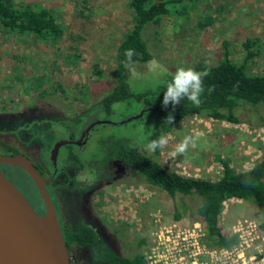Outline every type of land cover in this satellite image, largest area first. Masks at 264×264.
Returning a JSON list of instances; mask_svg holds the SVG:
<instances>
[{
    "label": "rangeland",
    "instance_id": "1",
    "mask_svg": "<svg viewBox=\"0 0 264 264\" xmlns=\"http://www.w3.org/2000/svg\"><path fill=\"white\" fill-rule=\"evenodd\" d=\"M15 1L38 2L50 9L62 34L52 45L33 40L30 35L0 31V153L10 154L4 146H13L34 161L46 164L45 171L51 175L46 145L69 139V133L77 125L68 119L109 89L113 82L108 71L113 68L114 46L131 26V10L126 0ZM189 2L184 15L166 16L154 26L150 23L143 26L141 37L145 41L147 29L152 57L145 63L131 65L126 71L131 93L153 90L170 70L191 67L194 62L216 64L224 50L231 61L241 63L245 56L241 42L246 38L254 40L255 54L245 65L250 72L264 74V0ZM78 9L82 18L76 15ZM204 21L210 23L201 28L199 24ZM94 63L100 76L93 73ZM140 105L131 100L116 105L108 117L115 126H95L90 133L120 136L149 153L145 149L150 131L146 123L133 120L117 125L138 114ZM258 112L263 115V121L246 114L249 121L238 124L189 116L163 135L168 144L160 150L158 162L180 174L207 179L220 176L221 160H226L234 170H244L264 154V109ZM244 115L242 111L241 116ZM58 117L64 119L57 121ZM195 133H200L196 147L172 157L176 144ZM95 146L91 140L76 147L71 144L66 149L88 163L96 155ZM62 151L63 148L57 157L58 165ZM94 159L99 162V155ZM68 164L53 176L60 186L58 191L49 190L62 223L75 228L80 223L78 219L86 220L85 215L92 222L103 216L107 224L121 225L124 230V234L110 236L100 230L92 247H71L73 264H82L81 250L87 253L85 264H104L103 256L108 251L123 257L142 253L147 246H138L133 237L141 224H151L152 217L181 225L197 218L192 210L199 205L198 196L170 199L156 187L127 180L111 162L104 169ZM14 184L29 202L39 205L36 190L23 172L17 173ZM174 210L180 212L178 219L172 217ZM241 218L260 222L262 217L256 206L247 201H226L219 218L224 234ZM134 220L137 226L133 227Z\"/></svg>",
    "mask_w": 264,
    "mask_h": 264
},
{
    "label": "trees",
    "instance_id": "2",
    "mask_svg": "<svg viewBox=\"0 0 264 264\" xmlns=\"http://www.w3.org/2000/svg\"><path fill=\"white\" fill-rule=\"evenodd\" d=\"M189 1L191 0H126L127 7L131 10V26L114 46L113 68L108 71V76L113 82L103 95L88 105L81 106L75 111L76 114L68 119L69 123L77 125L76 130L68 135L70 140L78 135L81 128L91 122V126L86 131V142L91 140L95 142V153L99 155V162L94 159L96 155L91 158L92 162L80 161L74 152L66 149L70 146L68 144L60 146L64 152L62 151L59 162L81 167L85 164L103 169L111 162L115 163L120 173L126 175L127 180L156 187L170 199L198 196L199 205L192 210L197 217L196 220L202 223L205 235L212 245L228 247L235 242V237L224 234L219 224L220 213L227 200H243L255 205L262 217L259 222L260 227L264 229V154L244 170H234L226 160H221L220 176L207 179L183 175L173 169L164 168L158 162L161 149H157L154 153H147L142 147L136 148L120 136L90 133L95 126H115L110 123L108 117L114 113L116 105L128 100L141 104L138 109L140 112L117 125L133 120L146 123L150 128L148 142L163 136L180 121L193 115L238 124L247 120L246 114L249 115V111L245 112L243 109L246 108L251 111L249 116L252 119L263 121V115H259L258 111L264 109V74L250 72L245 65V61L255 54L253 50L255 42L252 38H246L241 42L245 50L244 60L241 63L231 61L224 50L222 58L216 64L194 62L191 67H184L207 72L203 79L204 91L201 94V104L198 107L186 99L177 104L174 109L171 104L167 108L163 107L164 91L176 70L167 72L164 80L153 90L141 94L130 92L125 79L126 71L131 65L145 63L152 57L150 49L148 50L150 47L147 45L149 42L147 29L145 41L141 37L143 26L148 23L154 26L166 16L184 15ZM76 15L83 17L79 9ZM209 23L210 21H204L199 26L202 28ZM0 31L18 36L30 35L33 40L52 45L62 34L61 26L50 9L38 2L15 0H0ZM126 49H133L136 53L132 58L133 63L127 68L124 66ZM97 66V63H94L92 70L94 74L100 76ZM242 111L243 115L244 112L246 113L245 117L241 116ZM169 113L174 118L172 124L165 123ZM63 119L58 117L56 120ZM96 120L108 122L96 123ZM46 146L48 147L49 144ZM4 148L10 154L17 152L13 146L5 145ZM60 149L56 157H59ZM172 217L178 219L180 212L174 210ZM142 219H144L143 216ZM99 227L109 236L119 232L124 234L121 225L110 226L106 219L100 216L97 217L96 222H80L75 228L72 225L62 224L61 234L68 252L71 247L76 249L92 247L96 242ZM150 229L151 224H141L133 237L138 246L144 247L149 244ZM103 261L104 264H142V253L123 257L108 251L104 254Z\"/></svg>",
    "mask_w": 264,
    "mask_h": 264
},
{
    "label": "water",
    "instance_id": "3",
    "mask_svg": "<svg viewBox=\"0 0 264 264\" xmlns=\"http://www.w3.org/2000/svg\"><path fill=\"white\" fill-rule=\"evenodd\" d=\"M101 122L108 121L96 120V123ZM70 143L78 144L77 140H61L53 144L50 150L53 165L58 147ZM0 165L18 168L26 175L42 208L40 214L34 211L15 186L14 172L7 178L0 170V264H71L56 212L45 189L48 179L38 173L32 161L21 152L0 153Z\"/></svg>",
    "mask_w": 264,
    "mask_h": 264
},
{
    "label": "built area",
    "instance_id": "4",
    "mask_svg": "<svg viewBox=\"0 0 264 264\" xmlns=\"http://www.w3.org/2000/svg\"><path fill=\"white\" fill-rule=\"evenodd\" d=\"M150 222L142 264H264V229L254 220L236 219L229 226L226 235L235 242L228 247L212 245L198 220L181 225L155 216Z\"/></svg>",
    "mask_w": 264,
    "mask_h": 264
},
{
    "label": "clouds",
    "instance_id": "5",
    "mask_svg": "<svg viewBox=\"0 0 264 264\" xmlns=\"http://www.w3.org/2000/svg\"><path fill=\"white\" fill-rule=\"evenodd\" d=\"M135 54V50L133 49L125 50L126 59L124 61V66L126 68L133 63L132 58ZM206 75L207 72L197 71L193 68H178L164 91L162 100L163 107L167 108L171 104L174 109L177 104L185 99L198 107L201 104V94L204 91L203 79ZM173 119L172 114L169 113L165 123L172 124ZM199 139L200 133L186 135L178 144H176L174 150L171 152V156L176 157L186 154L190 147H196ZM167 144V137L160 136L155 140L149 141L145 147L148 152L154 153L157 149H163Z\"/></svg>",
    "mask_w": 264,
    "mask_h": 264
},
{
    "label": "flooded vegetation",
    "instance_id": "6",
    "mask_svg": "<svg viewBox=\"0 0 264 264\" xmlns=\"http://www.w3.org/2000/svg\"><path fill=\"white\" fill-rule=\"evenodd\" d=\"M91 122L87 123V125L84 127V128H81L80 132L78 133V135L74 138H72L71 140L70 139H67V140H70L72 142L76 141L78 142V144H81L83 142L86 141V132L83 133V131L87 128L88 125H90ZM83 133V137L81 139L78 140L80 134ZM54 143H50L49 144V148H48V153H47V161L49 162L51 168H52V173L51 175H48L45 171V166L46 164H42L40 161L36 162L34 161L33 159H31L30 157H28L26 154V156L32 161L33 165L35 166L36 170L38 171V173H40L41 175H43L44 178L48 179V182L47 184L45 185V189L50 197V200H51V193H55L58 191V189L60 188V186L58 184H56L53 180V176L54 174H56V172H59L60 169H62L64 166L63 165H69L68 163H61L60 165L57 164V157H56V154H57V151L60 149V147H58L56 153H55V159H54V165L52 164L51 162V156H50V153H49V150L52 148ZM73 144L75 147L78 145V144H74V143H70L68 145H71ZM17 152H20L19 150H17ZM16 153V152H15ZM22 153V152H21ZM12 154V153H11ZM24 154V153H23ZM59 163V162H58ZM73 165V164H72ZM0 170L4 173V175L7 177V178H10L13 174V172L15 173V176H14V181H15V178H16V175L17 173L20 171L18 168H12V167H9V166H3V165H0ZM121 186V185H119ZM49 190H51V193H49ZM36 195H37V198L39 199L38 197V194L36 192ZM27 200V199H26ZM28 201V200H27ZM29 202V201H28ZM52 202V200H51ZM29 204L32 206V208L34 209V211L36 213H41L42 212V208L40 206L41 204V201L39 199V205L37 204V206L32 203V201L29 202ZM52 205H53V202H52ZM54 207V210L56 212V208L55 206L53 205ZM87 214H89L88 210H87ZM56 215H57V219H58V223H59V226H61L63 223L59 217V214L58 212H56ZM100 217H103V216H100ZM84 218L86 220H83V219H78L81 223H93L90 219H89V215H85ZM97 232H100V228H97ZM101 233V232H100ZM83 249V248H81ZM81 254L80 256H82L81 258L83 259V262L82 264H85V258H87L86 256V251L84 250H81Z\"/></svg>",
    "mask_w": 264,
    "mask_h": 264
},
{
    "label": "crops",
    "instance_id": "7",
    "mask_svg": "<svg viewBox=\"0 0 264 264\" xmlns=\"http://www.w3.org/2000/svg\"><path fill=\"white\" fill-rule=\"evenodd\" d=\"M228 201V200H227Z\"/></svg>",
    "mask_w": 264,
    "mask_h": 264
}]
</instances>
